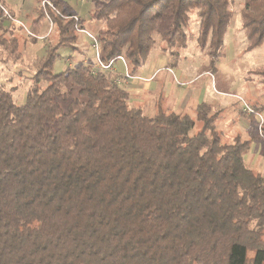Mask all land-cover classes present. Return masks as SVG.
Masks as SVG:
<instances>
[{
  "label": "trees",
  "instance_id": "16d2710c",
  "mask_svg": "<svg viewBox=\"0 0 264 264\" xmlns=\"http://www.w3.org/2000/svg\"><path fill=\"white\" fill-rule=\"evenodd\" d=\"M42 1L31 28L53 32L25 101L0 86V264H264V173L245 160L253 138L224 141L206 101L148 115L118 73L91 62L55 72L85 19L65 0ZM93 1L102 59L123 55L133 74L164 35L165 51L187 47L192 13L214 61L234 16L231 0ZM240 16L245 52L263 46L264 0H242ZM0 47L3 60L20 58L14 34ZM245 79L264 85V64Z\"/></svg>",
  "mask_w": 264,
  "mask_h": 264
},
{
  "label": "rangeland",
  "instance_id": "374dc122",
  "mask_svg": "<svg viewBox=\"0 0 264 264\" xmlns=\"http://www.w3.org/2000/svg\"><path fill=\"white\" fill-rule=\"evenodd\" d=\"M65 1L77 15L85 19L84 22L80 23L82 27L94 32L96 35L104 30L102 23L90 17L96 6L93 0ZM105 1L99 0L100 3ZM231 3L234 16L225 34L223 49L214 61L210 55L208 45L204 48L197 45L200 19L195 13H192L187 26L189 34L187 47L173 46V48L170 47L165 51L164 48L168 44L166 35H164L163 39L153 48L147 63L136 73L142 77H149L158 66L162 65L163 61L169 60L175 63L173 67L171 66L174 75L165 71L166 74H169L167 79L164 72H161L152 82L133 78L123 87L129 90L131 102L143 105L146 113L151 116L155 114L153 99L157 94L161 95L162 91H159L160 89L155 90V87L156 85L159 87L160 84L165 88L169 85L168 96H170L174 86L179 91L190 92L185 103L187 107L179 111L192 113L198 103L202 101L210 103L212 106L211 112H218V128L222 132L224 141H231L237 134L253 138L251 148L245 154V160L255 171L264 173V137L260 133V122L247 112L244 116L239 115V108L244 110L245 102L252 107L255 101L258 103L264 102V85L256 80L246 81L245 79L250 68L264 64V45L245 52L247 41L242 30L240 16L242 0H231ZM2 4L14 17L13 19L3 17L0 37L5 34L9 38V34H14L18 38L21 55L17 61L3 60L0 56V86L11 88L15 85L17 102L23 103L31 76L39 68L40 60L46 55L50 32H53L52 23L44 26L41 32L36 33V35L33 33L31 25L32 19L36 16L34 8L38 6L37 0H5V2L2 1ZM32 35L37 36L38 41H33L31 39ZM160 37L161 35H158V39ZM174 50L177 53L172 54ZM6 54V51H2L0 47V55ZM60 54L61 57L57 59L55 72H60L69 64L73 66L80 61L94 63L96 59V49L92 46V40L81 33L78 49L62 48ZM213 63L215 68L211 66ZM128 67L132 71L129 64ZM116 70L124 71L121 62L116 63ZM175 78L184 82V84L177 85ZM148 88L150 89L149 92L146 91ZM183 101L184 99H179L177 104H181ZM169 103L163 102L165 108L170 105ZM176 110L178 111V109ZM261 113L264 120V111ZM201 128L202 122L199 121L196 125V131Z\"/></svg>",
  "mask_w": 264,
  "mask_h": 264
},
{
  "label": "built area",
  "instance_id": "2783aa9c",
  "mask_svg": "<svg viewBox=\"0 0 264 264\" xmlns=\"http://www.w3.org/2000/svg\"><path fill=\"white\" fill-rule=\"evenodd\" d=\"M43 6L46 5H50L52 7L53 4L51 3L50 0H43L42 1ZM0 8L3 10V14L5 17H10L11 19H13L12 15H10V13L7 11L6 7H4V5L2 4V2L0 1ZM73 17L79 21V17L78 16H74ZM77 30L79 33L89 37L92 40V46L96 49V59L95 62L93 63V67L95 70H101V71H111V72H116L119 74V76L115 77V83L117 85L123 86L124 84H127L129 82L130 79L133 78H137L139 80L142 81H149L152 78L155 77L156 74H154L152 77H142L139 74H133L128 67V62L126 60V58L123 55H119L116 58L110 60L109 62H105L102 57H101V47H100V41H99V35H96L94 32H91L90 30L84 28L81 26V24L77 25ZM117 62H121L124 66V71L120 72V70H116V63ZM170 73H174L173 69L170 67L166 68ZM244 110L245 112H247L249 115H256L259 119V128H260V132H262L261 129V125L264 123L263 120V115L261 112H257L254 110V107L249 106L246 102L244 105Z\"/></svg>",
  "mask_w": 264,
  "mask_h": 264
},
{
  "label": "crops",
  "instance_id": "0c3cea01",
  "mask_svg": "<svg viewBox=\"0 0 264 264\" xmlns=\"http://www.w3.org/2000/svg\"><path fill=\"white\" fill-rule=\"evenodd\" d=\"M173 67V63L172 62H170L169 60H165V61H163L162 62V65H160V66H158L157 67V69L149 76V77H152L154 74H156L155 75V77L154 78H152L151 80H149V81H154V79H156L157 78V76L161 73V72H164V74L166 75V77H167V79L169 78V74H172V75H174V73H170L166 68L167 67H170V68H172ZM173 69V68H172ZM165 71H168V73L169 74H166V72ZM163 74V75H164ZM176 79V78H175ZM176 83H177V85H183L184 84V82H182V81H179V80H177L176 79ZM169 86V85H168ZM168 86L165 88L162 84H160V86L158 87V85H156V87H155V90H157V89H160L159 91H161V95H156L155 97H154V99H153V101H154V109H156L157 108V105H159V104H162V106L163 107H165L164 105H163V102L165 103V102H170L169 104V106L167 107V108H169V109H173V110H176V109H178V111L179 110H182V109H185L186 107H187V104H185L186 103V100H187V96H188V94L190 93V92H182V91H179L178 89H177V87L176 86H174V88H173V90H172V92H171V94H170V96H168V93H169V90H170V88H168ZM146 91H150V89L148 88V89H146ZM146 94H148V93H146ZM179 99H184V103L182 102H180L181 104H177L178 103V100ZM189 101V100H188ZM177 111V110H176Z\"/></svg>",
  "mask_w": 264,
  "mask_h": 264
}]
</instances>
